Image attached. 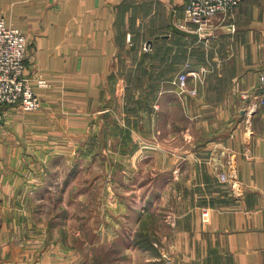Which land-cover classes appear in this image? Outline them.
<instances>
[{"label":"crops","instance_id":"1","mask_svg":"<svg viewBox=\"0 0 264 264\" xmlns=\"http://www.w3.org/2000/svg\"><path fill=\"white\" fill-rule=\"evenodd\" d=\"M185 7L186 0H0V18L26 34L28 73L52 82L36 87L39 110L10 106L0 123V264H69L64 244L47 246L46 228L29 223L17 205L46 200V183L76 168L59 161L74 155L106 105L103 93L124 91L128 50L138 45L141 54L145 43L174 42L169 60L176 78L179 37L187 40L182 69L200 76H190L188 87L198 93L156 86L158 121L166 101L185 110V126L179 130L170 114L168 131L139 148L140 156L155 149L152 155L169 159L162 169L169 174L155 184L162 196L138 198L140 210H152L171 193L169 245L152 254L130 242L124 252L129 264H165L166 255L168 264H264V105L249 115L241 98L264 69V0H242L230 16L217 18L216 34L202 38L172 30L171 18L183 23ZM190 40L209 44L201 62ZM219 40L226 45L218 49ZM222 150L235 155L234 188L219 180L211 158Z\"/></svg>","mask_w":264,"mask_h":264},{"label":"rangeland","instance_id":"2","mask_svg":"<svg viewBox=\"0 0 264 264\" xmlns=\"http://www.w3.org/2000/svg\"><path fill=\"white\" fill-rule=\"evenodd\" d=\"M186 28L194 27L190 24ZM218 28L216 26L212 35ZM180 39L179 74L187 71L185 67L182 69L187 40L182 42ZM190 41L195 43L196 61L201 62L209 44ZM156 43V46L143 44L141 54L138 53V45L128 50L130 66L124 74V91L103 93L106 105L96 119L92 116L95 120L87 125L84 136L77 141L74 155H67L59 161L65 160L68 166L72 163L76 168L60 173V182L46 183V200L35 197L32 203L17 205L20 213L28 211L29 223L46 228L47 246L59 242L64 244L69 264L74 263L75 256L78 259L82 256L77 264H129L128 252H124L127 243L148 249L152 254L165 248V244L169 245L171 193L166 197L167 203L161 207L160 204L155 208L152 206L154 210L147 209L149 206L140 210L138 200L145 192L151 200L158 198L163 190L157 189L155 184L169 174L162 171L169 163L168 156L152 155L157 151L155 149H148L151 152H147L146 157L140 156L141 142H154L158 130L161 134L167 132L171 125L165 119L170 114L179 119V123L174 124L179 130L185 126V110L177 106L171 108L166 101L162 108L163 118L158 121L156 86L160 83L165 87L177 85L174 81L179 74L175 78L169 60L170 53L176 51L175 43ZM216 44L218 49L226 45L224 40ZM173 64L176 72V62ZM196 76L200 77L199 74ZM177 87L181 93H198L196 87L193 90L188 85L185 89ZM162 223L164 230L159 229ZM162 231H166L168 236L165 243L162 242ZM164 260L168 264L170 256L166 255Z\"/></svg>","mask_w":264,"mask_h":264},{"label":"built area","instance_id":"3","mask_svg":"<svg viewBox=\"0 0 264 264\" xmlns=\"http://www.w3.org/2000/svg\"><path fill=\"white\" fill-rule=\"evenodd\" d=\"M242 0H186L185 16L181 27L193 25L194 31L201 35L213 34L217 18L232 14ZM188 29V28H186ZM28 40L24 31L0 18V123L10 106L24 111H36L42 107V97L36 87H50L52 82L43 75H30L27 65ZM195 71H186L178 75L175 84L185 89L190 76ZM241 98L248 102L247 112L251 115L259 106L264 105V69L259 76V84L253 91H244ZM226 156V157H224ZM218 177L221 182L238 186L235 155L224 150L213 153Z\"/></svg>","mask_w":264,"mask_h":264},{"label":"water","instance_id":"4","mask_svg":"<svg viewBox=\"0 0 264 264\" xmlns=\"http://www.w3.org/2000/svg\"><path fill=\"white\" fill-rule=\"evenodd\" d=\"M171 28L174 32L182 34V35H186L189 37H193V38H202V37H209L212 34H205V35H201L199 32L191 30V29H186L184 27H181L179 24H177L174 21V18H171ZM1 222V221H0Z\"/></svg>","mask_w":264,"mask_h":264}]
</instances>
